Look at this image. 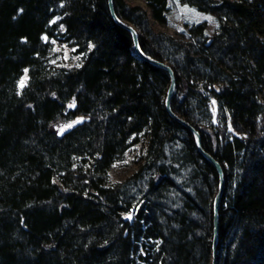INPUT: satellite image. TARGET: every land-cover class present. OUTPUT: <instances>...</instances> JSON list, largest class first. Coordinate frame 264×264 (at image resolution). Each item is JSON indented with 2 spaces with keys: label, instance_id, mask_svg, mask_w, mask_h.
<instances>
[{
  "label": "trees",
  "instance_id": "1",
  "mask_svg": "<svg viewBox=\"0 0 264 264\" xmlns=\"http://www.w3.org/2000/svg\"><path fill=\"white\" fill-rule=\"evenodd\" d=\"M139 1L118 16L225 171L218 264H264V0H186L212 34L157 30L170 0ZM45 36L76 64L49 65ZM169 83L107 0H0V264H211L218 173Z\"/></svg>",
  "mask_w": 264,
  "mask_h": 264
},
{
  "label": "rangeland",
  "instance_id": "2",
  "mask_svg": "<svg viewBox=\"0 0 264 264\" xmlns=\"http://www.w3.org/2000/svg\"><path fill=\"white\" fill-rule=\"evenodd\" d=\"M130 4H141L139 0H127ZM168 23L165 26L156 27L157 30L173 33L184 31L188 25L205 22L207 25V34H212L218 27V20L208 13L199 11L195 6L186 2V0H170L169 10L167 12ZM44 41H50L51 50L47 57L49 65L55 68L71 67L78 61V56L74 53L73 48L59 40L44 37ZM29 79L28 70L19 81V88L27 85ZM23 81V85H21ZM215 121V116H214ZM127 156L128 159L117 163L113 167V177L115 179H124L134 172L136 165H133L132 152ZM131 156V158H130Z\"/></svg>",
  "mask_w": 264,
  "mask_h": 264
},
{
  "label": "water",
  "instance_id": "3",
  "mask_svg": "<svg viewBox=\"0 0 264 264\" xmlns=\"http://www.w3.org/2000/svg\"><path fill=\"white\" fill-rule=\"evenodd\" d=\"M108 1V7L111 16L113 17L114 21L127 29L131 35L133 40V52L134 54L145 61H148L158 67H161L165 69L170 77V83L167 89L166 97H165V107L167 112L170 114V116L183 124L185 127H187L194 135L196 146L198 151L201 153V155L209 161L216 169L218 173V188L216 195L214 197L213 202V221H212V259L211 264H218V245L220 240V210H221V203L222 199L225 193L226 188V178H225V171L221 164V162L213 156L209 151H207L203 147V141H202V134L201 132L189 121H187L185 118L178 115L172 108V98L174 95V92L177 87V77L175 74V71L173 70L172 66L164 61H161L160 59H157L153 57L152 55H149L146 53L140 44L139 39V33L137 29L131 24L124 20H122L115 9V3L114 0H107Z\"/></svg>",
  "mask_w": 264,
  "mask_h": 264
},
{
  "label": "snow or ice",
  "instance_id": "4",
  "mask_svg": "<svg viewBox=\"0 0 264 264\" xmlns=\"http://www.w3.org/2000/svg\"><path fill=\"white\" fill-rule=\"evenodd\" d=\"M21 85H23V81H21ZM69 127H71V125H69Z\"/></svg>",
  "mask_w": 264,
  "mask_h": 264
}]
</instances>
